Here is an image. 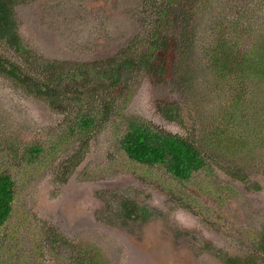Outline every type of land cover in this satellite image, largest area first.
Masks as SVG:
<instances>
[{"label": "rangeland", "instance_id": "374dc122", "mask_svg": "<svg viewBox=\"0 0 264 264\" xmlns=\"http://www.w3.org/2000/svg\"><path fill=\"white\" fill-rule=\"evenodd\" d=\"M151 3L28 0L16 6L15 16L21 39L33 53L92 62L143 41L157 14L143 19L140 11ZM177 4L194 19L193 35L185 46L188 57L175 52L164 82L157 83L144 69H132L123 78L124 95L116 101L115 112L91 132L87 144L72 141L41 169L22 176L16 214L0 229V239L5 238L0 264H67L59 254L67 244L95 246L104 254V264H225L218 256L226 253L233 264L264 263L260 254L252 253L257 236L264 235V77L243 79L246 87L237 99L236 86L242 82L234 85L235 80L220 77L204 44L226 14H246L253 21H243L236 38L240 48L255 53V16L264 11L245 0ZM188 4L195 5L191 15ZM247 25L252 27L249 31ZM178 28L170 32L179 34ZM0 53L21 59L1 43ZM164 105L177 110L174 120L163 115ZM69 110L74 112L75 106L55 112L0 76V167L9 159L18 160L5 147L46 140L67 124L73 114ZM129 117L188 138L206 156L208 169L180 184L178 192L163 186L153 177L154 170L126 160L120 139ZM217 128L226 137L232 134V142H221L220 132L214 134ZM79 146L84 156L74 166L69 158ZM234 169L244 170L247 179L232 178L227 172ZM124 197L146 207L143 219L122 224L119 203Z\"/></svg>", "mask_w": 264, "mask_h": 264}, {"label": "trees", "instance_id": "16d2710c", "mask_svg": "<svg viewBox=\"0 0 264 264\" xmlns=\"http://www.w3.org/2000/svg\"><path fill=\"white\" fill-rule=\"evenodd\" d=\"M26 1L28 0H0V43L13 49L21 58L15 61L0 53V76L11 80L14 86L25 93L45 101L55 112H68L67 109H71L72 105L75 106V111L69 110V113L73 114L67 119V124L49 135L46 140L25 142L16 144L17 146L12 144L4 148V151L11 148L18 160L9 159L5 166L0 167V229L8 225L16 214L15 205L22 188V176L41 169L58 155L62 147L72 141H78L81 145L87 144L91 132L115 112L118 106L116 101L124 95L121 93L124 88L123 78L132 69L146 70L148 76L157 83L167 81L171 69L170 59L175 52L181 51L184 58L188 57L189 50H185V46L194 29V19L189 12L190 8H194V4H188V13L191 16H187V10L177 4L178 0H151L149 5L141 4L140 14L143 19H151L154 13L157 14L151 21L150 31L143 37V41L135 40L119 54L92 62L49 59L33 53V50L23 43L19 34L16 6ZM208 1L210 0H206L207 3ZM245 1L259 4L264 11V0ZM183 15H186L185 18ZM173 17H176L174 23ZM255 18V53L250 54L240 48L236 38V34L242 31L243 21H253L246 14L237 18L226 14L204 42L207 46L208 61L218 75L235 80L234 85L238 80L242 82L236 86L237 99H242L246 87L243 85V79L264 77V12L258 13ZM234 21L241 26H236ZM174 26H179V34L170 32ZM247 26L249 31L252 27ZM138 43H142L140 48H137ZM182 66L185 68L187 64L183 63ZM111 89L115 92H110ZM126 98L128 99L129 95ZM161 111L169 119L174 120L177 116V110L169 105H164ZM100 113L104 115L101 118ZM232 114L229 111L228 116L234 120ZM219 132L218 139L221 142H232V134L226 137L225 131L217 128L214 130L215 136ZM121 135L120 147L126 155V160L154 170L153 177H158L163 186L175 188L177 192L180 184L189 183L194 175L209 167L206 156L195 143L143 119L127 118ZM82 156L84 151L79 146L75 153L70 155L69 162L75 166ZM12 164H15L16 168ZM227 173L234 179H247L244 170L234 169ZM146 210V207L124 197L119 206L122 224L143 219ZM4 239H0V246ZM254 245L255 250L252 253L260 254L264 260V235L257 236ZM60 251L59 254L67 264L105 263L104 254L102 255L95 246L67 244V247ZM219 255L225 264H233L234 260L230 254Z\"/></svg>", "mask_w": 264, "mask_h": 264}, {"label": "flooded vegetation", "instance_id": "af4514ba", "mask_svg": "<svg viewBox=\"0 0 264 264\" xmlns=\"http://www.w3.org/2000/svg\"><path fill=\"white\" fill-rule=\"evenodd\" d=\"M119 206H120V203H119Z\"/></svg>", "mask_w": 264, "mask_h": 264}]
</instances>
